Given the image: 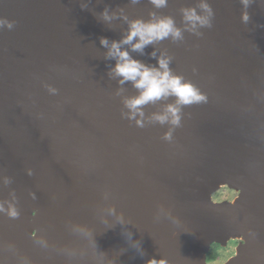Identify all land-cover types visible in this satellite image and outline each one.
I'll return each mask as SVG.
<instances>
[{
    "label": "water",
    "instance_id": "water-1",
    "mask_svg": "<svg viewBox=\"0 0 264 264\" xmlns=\"http://www.w3.org/2000/svg\"><path fill=\"white\" fill-rule=\"evenodd\" d=\"M205 3L211 27L193 29L183 10ZM152 13L182 39L123 47L171 57L207 101L169 95L132 118L140 92L100 40ZM0 17L16 22L0 28V264H205L232 240L224 264H264V0H0ZM168 105L180 126L153 119ZM224 187L235 203L214 200Z\"/></svg>",
    "mask_w": 264,
    "mask_h": 264
},
{
    "label": "clouds",
    "instance_id": "clouds-1",
    "mask_svg": "<svg viewBox=\"0 0 264 264\" xmlns=\"http://www.w3.org/2000/svg\"><path fill=\"white\" fill-rule=\"evenodd\" d=\"M136 2V0H134ZM151 3L156 8H162L167 5V0H151ZM247 7L249 0H243ZM85 7V6H82ZM201 7L206 10L207 16H200L195 9H184V17L186 21L192 23L193 29L196 28L197 22L200 26L211 27L210 18L214 15L212 8L207 4H202ZM106 20L112 19L107 8L102 13ZM152 19L143 20L135 19L129 22L128 32L119 41H112L106 37H102L100 43L108 48L107 58L115 59V67L111 70L115 76L122 77L120 83L123 84L131 81L133 86L137 88L140 94L136 97L129 98L125 101L126 106L132 110V118H135L137 112L143 117L144 113L141 111V106L155 102L163 97L174 95L177 97V105H189L193 103H201L207 101V96L200 92V90L191 82L184 81L182 76L174 75L169 65L171 57L161 54L157 57L154 50L151 55L157 59V65H147L140 60L132 57L130 51L124 48V45H130L131 51L141 52L149 45L158 41L172 37L174 40L182 39L181 29L177 28L175 22L170 16L156 17L155 13L151 14ZM127 20V17H125ZM249 16L247 12L243 15L244 22H247ZM15 21H10L7 18L0 17V28L7 27L11 30L15 26ZM135 41V43H133ZM49 91L58 93V89L48 86ZM153 119L160 123L170 122L173 126H180L181 116L180 108L176 105H168L163 114H156ZM137 125L143 127V121L137 120ZM172 132L165 134V139H171ZM31 174V172L29 173ZM215 200V199H214ZM216 201V200H215ZM236 199H232L230 203H235ZM3 206L0 205V211ZM9 216L16 218L19 213L14 206H9ZM35 216V212L33 213ZM35 236L36 233L34 232ZM243 244H246V240ZM238 255V254H237ZM147 264H167L166 260H157L155 257L149 259ZM205 264H213L211 257H207Z\"/></svg>",
    "mask_w": 264,
    "mask_h": 264
},
{
    "label": "rangeland",
    "instance_id": "rangeland-1",
    "mask_svg": "<svg viewBox=\"0 0 264 264\" xmlns=\"http://www.w3.org/2000/svg\"><path fill=\"white\" fill-rule=\"evenodd\" d=\"M238 195L237 192L229 190L228 188L224 187L219 190L215 195L214 199L216 201L221 200H232L236 198ZM235 243L228 244L226 247L219 250V257L213 264H224L230 257L235 254Z\"/></svg>",
    "mask_w": 264,
    "mask_h": 264
},
{
    "label": "trees",
    "instance_id": "trees-1",
    "mask_svg": "<svg viewBox=\"0 0 264 264\" xmlns=\"http://www.w3.org/2000/svg\"><path fill=\"white\" fill-rule=\"evenodd\" d=\"M219 249H221L220 245L213 244L211 250L208 252L207 257H211L212 261H216L219 257Z\"/></svg>",
    "mask_w": 264,
    "mask_h": 264
},
{
    "label": "flooded vegetation",
    "instance_id": "flooded-vegetation-1",
    "mask_svg": "<svg viewBox=\"0 0 264 264\" xmlns=\"http://www.w3.org/2000/svg\"><path fill=\"white\" fill-rule=\"evenodd\" d=\"M231 243H235V244H236V246H235V253H236V248H237L238 244L240 243V240H232V241H230L228 244H231ZM220 247H221V249L224 248V247H222V246H220ZM219 250H220V249H219ZM234 255H235V254H234ZM234 255H233V256H234ZM233 256H232V257H233ZM230 258H231V257H230ZM230 258H229V259H230ZM229 259H228V260H229Z\"/></svg>",
    "mask_w": 264,
    "mask_h": 264
}]
</instances>
